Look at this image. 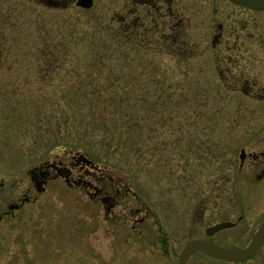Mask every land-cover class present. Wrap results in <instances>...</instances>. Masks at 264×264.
<instances>
[{"label": "rangeland", "instance_id": "obj_1", "mask_svg": "<svg viewBox=\"0 0 264 264\" xmlns=\"http://www.w3.org/2000/svg\"><path fill=\"white\" fill-rule=\"evenodd\" d=\"M52 1L0 0V264H177L190 239L245 245L264 216V154L239 166L241 149L264 151V10L173 0L187 47L168 52L161 0ZM123 12L158 32L122 30ZM81 157L94 183L107 169L149 215L135 228L106 218L59 178L29 191L34 167ZM223 220L235 225L205 233ZM187 263L264 264V242L240 263L202 251Z\"/></svg>", "mask_w": 264, "mask_h": 264}, {"label": "flooded vegetation", "instance_id": "obj_2", "mask_svg": "<svg viewBox=\"0 0 264 264\" xmlns=\"http://www.w3.org/2000/svg\"><path fill=\"white\" fill-rule=\"evenodd\" d=\"M161 2L163 4L166 3L165 10L159 13V17L162 19V21L157 22L155 21V19L154 20L152 19L153 21L150 23L153 25V27H151V25L147 26L145 24L138 25L137 23H134V24L131 23V25L130 23H128L126 25L127 23L126 21H127V18L130 17V13L123 12L122 20L120 22L121 29L127 30L128 28L133 27L134 29L135 28H142V29L146 28L150 30L153 28L152 31L158 32V29H156V22H157L158 24L162 25L164 28L168 30L167 33H164V30L162 29L163 34L160 33V36L157 35L158 41H159V44H158L159 47L163 48L165 51H168V52H184L185 48L187 47V44L184 38L185 36V32H184L185 17H184V12H183V6L181 4L179 6L176 4L177 6H175V2L173 0H161ZM148 8H149V12H151L152 8L150 7ZM153 8H154V5H153ZM218 35H221V33H219ZM212 45L216 46V44H212ZM232 49L233 47L231 46V50ZM250 89H251L250 92L254 93L252 91L253 89L252 84L250 86ZM255 93L257 95L259 92H255ZM262 154H264V151H260V154H259L258 152L254 150L245 151L241 149L239 153V159H240L239 166H242L247 159L250 160L252 163H255L257 161V158L260 157V155ZM76 166H78L80 169L85 168L84 174L79 173V172L75 173ZM90 167L93 169L96 168L91 162V160L87 162L84 160L83 157L75 158L69 164L61 160H58V161L57 160H52V161L46 160L43 163H41L39 166L34 167L33 169L29 171V175H30L29 177L31 179L32 185L34 186V187L30 186L29 191L32 192L33 189H35L36 191L41 192L44 190V185L48 183L51 179L59 178V179H62L68 187L84 188L88 197H90L91 200L101 201L103 208H104L106 218H109V216H111V217H114L115 219H118V221L126 222L128 219V215H131L133 217L131 221V226L135 228L137 224L141 223L142 220H144L143 217H139V214L145 211L147 215H149L151 205L148 203L147 205H145L144 209H141L143 207V205L141 204L142 203L141 201H139L138 203V201L129 200V196H128L129 190H130L129 187H125L124 184L122 186H119L116 183L114 177L109 172L106 171L107 169L99 173V175L96 178L97 183H94L92 181V177H96V172L89 171ZM181 168L183 170V173L185 172L187 173V167L185 165H182ZM263 173H264V168L261 169L257 177H260L261 175H263ZM229 177L231 179V159L229 162ZM118 183H122V182L119 181ZM218 191L219 193L221 192V189H219L218 187H212L211 189V193L213 192V194L214 193L217 194ZM234 191L235 193H237L239 189H234ZM240 195L242 194L240 193L235 194V196H240ZM131 196L134 198L135 193L133 192ZM29 199H30L29 193L27 194L24 193V195L21 197L19 202L8 204L7 206L8 209L4 212V214L12 215L14 209L19 208L22 204H24L25 202H28ZM131 201L134 202L133 205H131L132 204ZM237 201L241 204V202H243L244 200L240 198L238 199L237 197ZM120 205L121 206L123 205L126 208V210H123L122 208H120V211L115 212V208ZM242 218H243V215H239L237 218V221L238 222L241 221ZM234 225H235V222H233V226ZM201 239H204V238H201ZM260 247L257 249L254 255H256Z\"/></svg>", "mask_w": 264, "mask_h": 264}, {"label": "water", "instance_id": "obj_3", "mask_svg": "<svg viewBox=\"0 0 264 264\" xmlns=\"http://www.w3.org/2000/svg\"><path fill=\"white\" fill-rule=\"evenodd\" d=\"M231 3L240 5L244 8L262 11L264 10V0H229ZM93 0H75V5L84 9L92 6ZM85 161L89 160L83 157ZM40 190V189H38ZM233 226L232 221H220L206 227L205 233L211 235L224 228ZM264 241V218L258 223L251 234L248 242L243 246H221L211 243L205 239H190L182 246L177 255V264H188V257L196 252L202 251L218 259L231 263H240L251 258Z\"/></svg>", "mask_w": 264, "mask_h": 264}, {"label": "trees", "instance_id": "obj_4", "mask_svg": "<svg viewBox=\"0 0 264 264\" xmlns=\"http://www.w3.org/2000/svg\"><path fill=\"white\" fill-rule=\"evenodd\" d=\"M53 1H54V2L56 1V2H57V0H53ZM53 1H52V2H53ZM57 4H59V3H57Z\"/></svg>", "mask_w": 264, "mask_h": 264}]
</instances>
